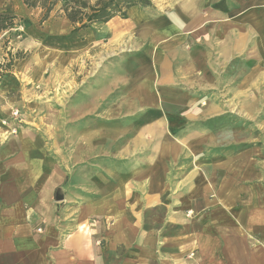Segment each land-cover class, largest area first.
Here are the masks:
<instances>
[{
  "label": "crops",
  "instance_id": "obj_1",
  "mask_svg": "<svg viewBox=\"0 0 264 264\" xmlns=\"http://www.w3.org/2000/svg\"><path fill=\"white\" fill-rule=\"evenodd\" d=\"M153 2L47 26L70 125L13 115L49 66L0 76V264H264V141L223 104L264 96V0Z\"/></svg>",
  "mask_w": 264,
  "mask_h": 264
},
{
  "label": "rangeland",
  "instance_id": "obj_2",
  "mask_svg": "<svg viewBox=\"0 0 264 264\" xmlns=\"http://www.w3.org/2000/svg\"><path fill=\"white\" fill-rule=\"evenodd\" d=\"M18 1L0 0V11L9 9L18 15L16 25L0 34V54L7 53L5 59H0V61L9 59L12 54L14 65L17 61H25L29 65L34 64L35 67L40 68L39 71H45L46 66H49L51 75H49L48 88L44 89L42 85L37 87V84H32L29 96L22 101V106L15 107L14 110L20 111L19 118L21 114H26L28 124L40 125L44 120L53 124L54 128L57 124L70 125L73 123L72 108L74 105L86 102L88 96H59V50L56 49L59 43V41L56 43L59 39V32H48L47 26L59 20V16L66 17L61 10V4H56L47 17L44 16L41 7L32 8L25 4L28 14L23 16ZM151 2L153 6V0ZM31 18L35 20L34 29H37L34 33L29 29ZM71 34L67 32L64 36L70 38ZM226 97L223 104L228 108L232 109L233 106L235 110H239L237 112L240 115L241 138L247 136L248 129H252L255 132L256 142H263L264 96H234L233 99V96ZM117 99L118 96H111L113 107L119 103ZM131 103L130 101L122 102L123 110L133 109L134 105Z\"/></svg>",
  "mask_w": 264,
  "mask_h": 264
},
{
  "label": "trees",
  "instance_id": "obj_3",
  "mask_svg": "<svg viewBox=\"0 0 264 264\" xmlns=\"http://www.w3.org/2000/svg\"><path fill=\"white\" fill-rule=\"evenodd\" d=\"M28 7H41L44 16L52 12L56 4H61L64 15L73 24V32L90 27L95 22H106L114 16H127V9L133 5L150 6L151 0H23ZM18 15L5 9L0 11V34L16 25ZM0 61V76L13 71L14 61Z\"/></svg>",
  "mask_w": 264,
  "mask_h": 264
},
{
  "label": "built area",
  "instance_id": "obj_4",
  "mask_svg": "<svg viewBox=\"0 0 264 264\" xmlns=\"http://www.w3.org/2000/svg\"><path fill=\"white\" fill-rule=\"evenodd\" d=\"M13 115H14L16 118H19V116H20V111H19V110H14Z\"/></svg>",
  "mask_w": 264,
  "mask_h": 264
}]
</instances>
